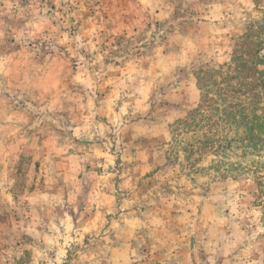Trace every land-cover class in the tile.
<instances>
[{
  "label": "rangeland",
  "instance_id": "1",
  "mask_svg": "<svg viewBox=\"0 0 264 264\" xmlns=\"http://www.w3.org/2000/svg\"><path fill=\"white\" fill-rule=\"evenodd\" d=\"M241 51L264 0H0V264H264Z\"/></svg>",
  "mask_w": 264,
  "mask_h": 264
},
{
  "label": "trees",
  "instance_id": "2",
  "mask_svg": "<svg viewBox=\"0 0 264 264\" xmlns=\"http://www.w3.org/2000/svg\"><path fill=\"white\" fill-rule=\"evenodd\" d=\"M243 57L241 61L238 60L239 56H234V61L229 65L230 71L223 78L226 84L221 88V90L227 88L230 89L234 86L230 83L232 78L236 77L237 72H243L244 74L240 76L243 88H245V93L243 92V99L240 100L241 104L232 106L231 110L228 112L229 118L232 119V123L236 126L243 127V135L241 137V143L244 146L253 147L256 150H261L264 147V110L259 112V98L264 99L263 95L258 94L255 88H248V85H256L255 73H260L257 69H254L249 65L248 60H245V52L241 51ZM255 67V64H254ZM264 85V80H263ZM227 117V115H226ZM225 119V118H224ZM263 193V191H261Z\"/></svg>",
  "mask_w": 264,
  "mask_h": 264
}]
</instances>
